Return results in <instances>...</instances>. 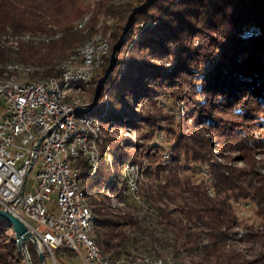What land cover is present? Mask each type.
Masks as SVG:
<instances>
[{"label":"trees","instance_id":"obj_1","mask_svg":"<svg viewBox=\"0 0 264 264\" xmlns=\"http://www.w3.org/2000/svg\"><path fill=\"white\" fill-rule=\"evenodd\" d=\"M88 15L89 26L75 29L74 23ZM108 19L127 22L122 32L110 33V54L92 80L97 85L92 87L96 105L90 114L103 111L102 99L108 95L103 121H126L122 116L131 101L150 97L155 87L178 88L189 107L188 117L212 137L223 161L213 159L214 142L209 138L180 130L169 159L142 168L150 180L143 178L140 184L138 194L145 204L138 201L135 214L92 208L93 236L102 252L132 260L143 248L149 255L181 259L183 264H264V160L255 158L264 145L256 136L264 128V0H141L137 5L119 0H0V78L16 76L6 68L8 63L31 66L37 76L33 79L59 75L57 64L63 58L97 32L110 31ZM26 33L50 41L7 44ZM137 121L152 122L138 112ZM149 127L143 134L153 135L158 126ZM120 148L106 135L100 167L93 175L81 159L88 198L96 195L93 186L103 181L119 198H132L125 176L112 172L106 159L111 154L115 163L139 161L126 152L119 154ZM142 150L137 155L147 154ZM232 152L243 165L231 161ZM205 162L207 176L198 178L199 163ZM236 203L251 204L249 223L238 215ZM242 225L246 231L238 236ZM9 232L14 234L11 224L0 218L4 244ZM245 242L262 249L249 259L237 246ZM27 248L32 263L38 264L32 244ZM60 249L70 251L57 248L53 255ZM0 264H5L1 254Z\"/></svg>","mask_w":264,"mask_h":264},{"label":"built area","instance_id":"obj_2","mask_svg":"<svg viewBox=\"0 0 264 264\" xmlns=\"http://www.w3.org/2000/svg\"><path fill=\"white\" fill-rule=\"evenodd\" d=\"M84 55L89 57L90 49ZM57 77L66 83L90 76ZM49 87H0V98L5 100L0 113V209L19 216L37 239L39 249L43 253L47 250L53 260L54 249L67 248L80 255L85 264H124L96 256L86 236V215L79 204L74 177L81 169L79 159L91 164V149L82 136L78 137L74 144L76 161L66 162L64 137L74 128L68 113L46 99ZM37 163L33 191L27 192L29 173ZM244 206L248 208L247 203ZM133 259L139 264H167L151 263L143 253L133 255Z\"/></svg>","mask_w":264,"mask_h":264},{"label":"rangeland","instance_id":"obj_3","mask_svg":"<svg viewBox=\"0 0 264 264\" xmlns=\"http://www.w3.org/2000/svg\"><path fill=\"white\" fill-rule=\"evenodd\" d=\"M86 1H88L89 3H94L99 0H86ZM119 1L120 2L129 1L133 5H137L138 3L141 2V0H119ZM126 20L127 19L119 20L116 23L115 21L111 19H108L106 21V24H109L111 26L108 29L110 30L109 32H112V36L113 34L116 35L122 32L121 27L126 26L125 25L127 22ZM17 31H20V30H17ZM84 32H86V30L83 31V34ZM83 34L79 35L78 38L76 39L78 42L81 41L80 39H83ZM111 39L113 38L111 37ZM42 50L43 52L45 51V49H42ZM63 59L60 62H62ZM153 60L161 62L160 58H154ZM167 61L168 60H164V62L163 61L162 62L168 65ZM59 63L57 64L58 66H59ZM32 77H37V76H33V74H30L28 77L26 76V78L30 80H33ZM93 86L95 87L97 85L92 84L91 87L87 90L77 91L76 95L80 97L81 101L93 103L94 101L93 99L96 95L95 93L92 92ZM155 89L157 91L152 93L150 97L143 98L140 101H137V98H136L135 100L131 101V104L127 108L128 110L127 113L123 114L122 116V119L126 121L114 120L109 123H105L102 120V125L104 127V134H106L107 136L111 138L116 139V141L121 146L118 153L122 154L126 152L128 153V155H132L133 158L135 157L136 159H139V161H126L123 163H115L113 155L107 154L106 159L108 158V162L110 163V166H111L110 170L112 172L115 171V172H118L124 175L125 164L127 162H135L136 164H138L140 168L139 169L140 173L138 172L139 187H140V184L143 178H145L144 180H150V177L148 176L144 177V175L142 174V168H144V165L151 164L152 167H154L158 162L164 163L167 159H169L170 155L172 154L170 146L176 143V135L180 130H184V132H187V133H192V132L199 133L209 138V141L214 142L212 137L208 133H206L204 129L203 130L201 129L202 127L197 126V124L193 122L192 118L188 117V114L190 113H187L188 111H186V109H189V107L186 106L181 100V97H180L181 93H179L178 88H171V89H166L163 91L162 89H157L156 87ZM102 100H104V96ZM109 100L110 101L112 100L111 97H109ZM4 106H5V100L3 98H0V113L2 112ZM123 111L124 109L122 108L119 109V112H123ZM103 112H104V109L100 114H94V115L99 116ZM137 112L140 113L142 116L150 117V119L152 120L151 124L144 125V123H138ZM260 114H261L260 118H262L263 120L264 119V107H261ZM151 125L156 126V127L158 126L157 129H155L156 130L155 133L153 135L150 134V136L148 133L143 134V132L144 131L146 132L150 128L149 126ZM260 125L262 126V123H260ZM259 130L260 131H258V134H256V136L259 137V139L264 144V128H260ZM259 132H261L260 133L261 135L259 134ZM155 144L159 146L158 150H155L157 149V147L154 146ZM213 144L214 146L213 148H211V153L213 154V157H214L213 159L217 161H223V159H221V157L219 156V152H218L219 149L216 147L215 142ZM140 150H142L141 152H147V154L145 156L137 155V152ZM258 150L260 151H258V153L255 154V158L264 160V145L258 147ZM229 157L231 158V161L234 162L236 165L238 166L243 165L241 161L237 160L238 158L237 152L230 153ZM190 163L192 165H195V163H192V162ZM199 164H201V168L202 167L203 168L199 169L200 172L197 174V177L198 178H202L204 176L206 177L207 175H206L205 168H208V164L206 162L203 164L202 163H199ZM37 168H38V163L34 166V168L29 173L26 187H25V190L27 192L33 191V187L35 184V173H36ZM204 171H205V174H204ZM90 182L94 183L95 180L91 179ZM104 183L105 182L103 181L93 186L92 190L96 189L95 191L96 195L93 193L92 197H89V201L91 202V206H92L91 208L100 207L103 211H111V212H115L119 214H124V213L135 214V212H137V206H140V204L138 203V201L133 200L131 197H126L123 199V198H119L113 193L112 194L109 193V191H106V190L102 191L103 189L97 190V188L103 185ZM247 205H248V208H246L243 203H236L238 215L240 216V218L244 219L245 224L249 223L250 221L248 216L251 212V207H252L250 203H247ZM25 219L31 224L36 225V222L33 221L32 219H29L26 217ZM131 229L135 230L134 227H131ZM245 231L246 230L244 226L242 225L237 228V235L240 236ZM5 242L6 243L4 244V241H0V254L3 260L5 261V264H29L27 260L28 257L31 259L29 251L27 250L25 251L24 249H21L17 246V242H16V238L14 234L12 235V233L9 232V235L7 236V239ZM28 243H31V242L28 241L27 245ZM237 246L240 247L241 250H244L245 254L246 253L248 254L247 258L249 259L253 258L254 254H256L259 250L262 249L255 242L239 243ZM32 248H33L32 249L33 251H31V254L32 252L33 254L37 253V249L33 244H32ZM137 252H140L138 253V255H141V253L143 252H147V253H144V255L151 253V252L145 251L143 248L139 249ZM54 255L55 257L53 260V257L46 250V252H44L43 264H85L83 262L82 257L71 250L69 251V250L60 249L57 252H55ZM133 260L134 259H132L131 261ZM180 260L181 259H179L178 261Z\"/></svg>","mask_w":264,"mask_h":264},{"label":"bare ground","instance_id":"obj_4","mask_svg":"<svg viewBox=\"0 0 264 264\" xmlns=\"http://www.w3.org/2000/svg\"><path fill=\"white\" fill-rule=\"evenodd\" d=\"M90 21V15L77 21L74 24L75 29H85ZM110 33L104 34L102 32L97 33L92 39L83 45L79 46L76 51L65 58L59 65L61 75H72V76H90L84 78H73L67 80L66 83L62 79H58L57 76H52L49 78H38L30 80L28 77L33 68L31 66H26L20 63H8L6 68L14 72L16 76L14 77H2L0 78V87L3 88H39L47 89L50 85L49 90H46V99L51 101L55 108H60L62 111L68 113V120L71 121L72 131L67 133L64 137V156L66 162L76 161V150L74 149V144L78 137L82 136L83 143H89L91 149V164H88L87 168L90 174H96L100 167L101 152L100 146L104 141L105 135L102 125L103 117L106 115L108 107V95L104 97L105 106L104 112L99 115L90 114L96 105V98L93 103L81 101L80 97L76 95L77 91H84L91 87L92 80L97 71L106 62L107 57L110 54ZM44 40L46 42L50 41L49 37H36L31 33H26L18 35L14 38V41L7 42L8 45L14 47L18 46V42L27 40ZM100 41L102 42L100 45ZM90 49V56L85 57V51ZM101 70V69H100ZM73 96H72V95ZM96 97V95H95ZM95 111V110H94ZM92 113V112H91ZM79 159V166H80ZM124 170V176L128 185L129 193L132 199L135 201H140L145 204V201L140 198L138 194L139 190V167L136 163H126ZM140 173V172H139ZM74 185L77 189V196L79 198V204L85 212V231L87 238L90 239L92 244L93 252L96 256H99L105 260H116L119 262H124V264H139L138 260H125L115 258L111 254L103 253L99 244L94 239L93 231L95 228V221L92 212V206L90 204L89 198L85 192V183L81 172L79 169L78 176L74 177ZM99 189L106 190L112 194L111 188L108 184L104 183L99 187ZM101 192V191H100ZM211 193V192H210ZM110 195V194H109ZM119 203V202H118ZM95 214V213H94ZM144 254V253H143ZM147 261L151 263H163L167 264H183L181 261L174 259H166L163 256L145 255Z\"/></svg>","mask_w":264,"mask_h":264},{"label":"water","instance_id":"obj_5","mask_svg":"<svg viewBox=\"0 0 264 264\" xmlns=\"http://www.w3.org/2000/svg\"><path fill=\"white\" fill-rule=\"evenodd\" d=\"M0 218L6 219L12 226L13 233L16 238L17 246L21 249L27 250V242H31L37 249L38 263L43 264L44 253L39 249V244L35 236L29 231L27 226L19 216L13 213L0 209ZM28 263L32 264L31 259L27 258Z\"/></svg>","mask_w":264,"mask_h":264}]
</instances>
